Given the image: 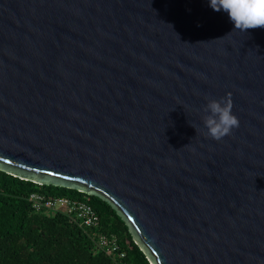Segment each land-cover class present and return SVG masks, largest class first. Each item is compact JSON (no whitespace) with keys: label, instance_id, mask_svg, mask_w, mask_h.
Listing matches in <instances>:
<instances>
[{"label":"water","instance_id":"water-1","mask_svg":"<svg viewBox=\"0 0 264 264\" xmlns=\"http://www.w3.org/2000/svg\"><path fill=\"white\" fill-rule=\"evenodd\" d=\"M234 28L209 0H0V171L109 202L151 264H264V28Z\"/></svg>","mask_w":264,"mask_h":264},{"label":"trees","instance_id":"trees-1","mask_svg":"<svg viewBox=\"0 0 264 264\" xmlns=\"http://www.w3.org/2000/svg\"><path fill=\"white\" fill-rule=\"evenodd\" d=\"M33 193L83 201L94 207L101 225L83 230L61 213H38ZM100 235L115 236L126 252V264H151L129 226L107 201L77 190L39 185L0 171V264H117L98 250Z\"/></svg>","mask_w":264,"mask_h":264},{"label":"clouds","instance_id":"clouds-1","mask_svg":"<svg viewBox=\"0 0 264 264\" xmlns=\"http://www.w3.org/2000/svg\"><path fill=\"white\" fill-rule=\"evenodd\" d=\"M209 4L214 11L223 10L228 14L235 26L233 31L264 28V0H209ZM232 107L230 94L220 100L207 101L201 119L211 139L220 141L239 127V119L232 113Z\"/></svg>","mask_w":264,"mask_h":264},{"label":"built area","instance_id":"built-area-1","mask_svg":"<svg viewBox=\"0 0 264 264\" xmlns=\"http://www.w3.org/2000/svg\"><path fill=\"white\" fill-rule=\"evenodd\" d=\"M29 201L38 213H61L69 217L75 224L83 230H94L100 227L101 218L94 207L83 201H75L68 198H50L39 193H33ZM95 244L99 251L107 256L113 257L117 264H126V252L121 249V245L115 236L100 235L96 238Z\"/></svg>","mask_w":264,"mask_h":264}]
</instances>
